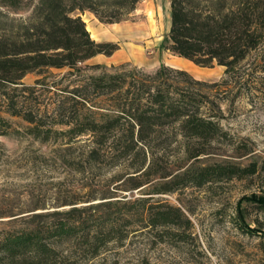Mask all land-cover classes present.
<instances>
[{
	"label": "rangeland",
	"instance_id": "374dc122",
	"mask_svg": "<svg viewBox=\"0 0 264 264\" xmlns=\"http://www.w3.org/2000/svg\"><path fill=\"white\" fill-rule=\"evenodd\" d=\"M38 1L26 0L23 18ZM76 14L94 39L121 46L112 56L88 60L86 75L101 72L94 64L186 70L207 83L195 87L213 101L225 135L208 143L170 129L127 152L101 150L95 160L89 136L68 141L56 133L68 127L55 126L51 140L42 141L30 133L31 124L0 110L11 123L0 121V133H6L0 135V234L59 220L75 224L80 237L56 243L62 264H264V39L230 76L225 66L203 67L167 48L171 0H142L116 23L102 22L90 10ZM180 58L194 68L179 64ZM68 71L52 68L23 79L36 86L31 98L48 125L62 117L56 111L60 89L76 84ZM38 79L58 81L59 89L48 91ZM218 164L249 170L201 186L181 177ZM162 212L172 222L159 223ZM99 223L102 240L94 242Z\"/></svg>",
	"mask_w": 264,
	"mask_h": 264
},
{
	"label": "trees",
	"instance_id": "16d2710c",
	"mask_svg": "<svg viewBox=\"0 0 264 264\" xmlns=\"http://www.w3.org/2000/svg\"><path fill=\"white\" fill-rule=\"evenodd\" d=\"M141 1L39 0L31 14L23 18L26 0H0V110L31 124L30 133L42 141L51 140L55 126L68 127L56 131L68 141L89 136L93 145L90 154L95 160L101 150L127 152L170 129L184 138L208 143L224 136L219 111L209 95L195 87L207 83L186 70L162 65L148 72L130 64L110 68L94 64L91 67L101 72L86 75L90 66L84 64L88 60L100 54L112 56L121 46L94 39L76 12L90 10L102 22L116 23L137 9ZM19 14L22 16L16 19ZM263 39L264 0H171L167 48L197 65H222L231 76ZM52 68H68L66 75H76L77 79L72 88L60 89L62 98L56 99V111L62 117L48 125L38 118L41 109L31 98L36 86L26 85L23 79ZM36 83L48 91L59 89L60 84L45 79ZM0 121L11 127L2 115ZM248 170L207 165L188 169L181 177L201 186L242 176ZM170 218V213L162 212L159 223H170ZM101 224L91 235L94 242L102 240ZM76 227L59 220L47 228L7 230L0 234V264H62L57 261L60 252L56 243L78 239Z\"/></svg>",
	"mask_w": 264,
	"mask_h": 264
},
{
	"label": "bare ground",
	"instance_id": "6f19581e",
	"mask_svg": "<svg viewBox=\"0 0 264 264\" xmlns=\"http://www.w3.org/2000/svg\"><path fill=\"white\" fill-rule=\"evenodd\" d=\"M177 61L181 65L190 66L191 68H194V63L189 61V60H184V59L180 58Z\"/></svg>",
	"mask_w": 264,
	"mask_h": 264
}]
</instances>
